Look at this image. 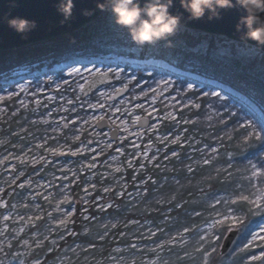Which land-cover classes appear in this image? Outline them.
Wrapping results in <instances>:
<instances>
[{"label":"rangeland","instance_id":"374dc122","mask_svg":"<svg viewBox=\"0 0 264 264\" xmlns=\"http://www.w3.org/2000/svg\"><path fill=\"white\" fill-rule=\"evenodd\" d=\"M223 43L229 44L220 42V44ZM235 44L237 43L235 42ZM237 52L240 56L249 58L255 55L258 49L244 44L237 46ZM111 58L115 59L111 60ZM128 62L130 68L124 67L121 58H117L115 55H76L56 64L51 70H46L47 67H44L32 72H22L15 80L12 79L17 82L15 90L10 88L11 81L6 83L4 91L0 93V97H4L0 100V124L3 116L6 115L8 103L11 101V104L16 97H18L17 104L20 105V108L35 109L36 117L47 121V123H53L54 126L66 124L70 114L75 112L76 105H79L81 108L87 109L88 113L80 120L76 117L72 120L79 122L81 127L91 128L96 139L93 144L81 143L76 147L66 144L53 146L47 136L31 132L28 134V144L25 148H19L20 150H15L13 147L8 148L3 142L0 144V202L4 205L0 207V261L3 264H26L31 257H35L34 262L45 261V264H153V262L156 264H203L205 252L211 253L209 264H215L218 261L223 264H247L252 255L264 251V240L258 238L251 245L254 250L250 249L251 246L248 247L249 253L243 257L248 248L244 251L241 249H244L245 244L252 239L250 232L258 237H264V231H262L264 216L251 229L244 225L241 227L239 224L241 210L233 207L236 202L248 201L255 208L264 206V199H260L264 196V179H258L259 175L254 177L252 169V165H255L258 173L263 172V167L259 162H256L255 158L264 162V151L258 157L255 155V157L247 158L244 166L242 165V171L244 168L252 175V180L244 172V174L239 173L244 180V186L240 185L241 180L237 184L232 182L227 185L228 189L225 194L221 193L214 198L205 199L206 205L212 204V207H216L215 212L206 222L200 221L196 226L175 228L164 234H162V224L156 230L150 224V229L146 225L143 230L136 231L134 234L124 231L121 236L127 235L128 237L115 238L116 244L106 257L98 255L90 259L95 254L90 251L87 254L90 257L89 261L81 253L82 249L79 244L60 249L61 241L71 235L70 233L74 230L72 224L77 210H81L83 217H88L87 220L84 219L85 231H89L94 225L93 233L97 238H100L113 228L112 224H115L114 221H101L92 216L103 214L105 210L109 209L105 208L101 211L100 206L109 203L112 204V207L118 206L121 200L132 201L133 198L144 192V184H141V181L136 177L145 170V165L152 163L158 157L153 154L151 147L153 143L143 141L146 134L155 136L157 143L162 145L164 150L177 144L172 142L176 137H180L178 143L186 144L189 143L191 136L194 137L191 133V136L189 135L187 126L193 129L192 132L195 134L200 131L203 125H210L211 128L212 126L218 127L220 123L217 120L221 118L218 114H236L238 109L241 111V106L240 116L245 124L254 128L252 134L255 132L258 138L264 137V113L245 96L228 94L217 89L216 86H209L210 84L206 86L192 80L182 88L176 85L175 77L177 75L174 68H163L157 64L162 62L155 58L143 61L133 59ZM74 69L80 71L76 73ZM137 69H149L148 75L152 74L155 69L159 73L150 80L140 79L139 85L132 89L131 85L138 78ZM58 71H62V77L55 76ZM101 72L110 73L114 79L113 82L103 85L93 90L89 96H85L78 85L83 84L85 87L86 80L89 81L94 75ZM69 73L73 74L69 75ZM116 73L119 75L117 76ZM179 77L182 78V76ZM36 78L38 80H35ZM164 82L167 84L165 85ZM126 86H130L129 91L121 98H115L114 95ZM198 87L204 89L199 93ZM194 90L197 92L196 95H193L195 94ZM189 91L193 94H188ZM211 92L220 95L219 97L205 95V93ZM9 94L14 95L9 99ZM198 96L206 100L208 111L212 116L197 118L192 123V119L186 117L185 105L197 103ZM21 101H23V105ZM4 102L7 107L3 104ZM215 109L225 112L218 113ZM169 112L176 115L175 120L163 119ZM214 112H216L215 115ZM246 113L252 117L247 116ZM137 116L141 119L149 117V125L146 128L132 129V126L137 123L135 122ZM101 118H107L113 127L119 130L120 135L116 140L112 139L110 129H98L97 123L102 120ZM184 121L189 122L185 123ZM167 126L171 129L174 128L173 132L165 131ZM164 137L167 139H162ZM251 138L252 136H250ZM211 140L214 142L213 138ZM125 141L129 143L128 152H125L120 146ZM114 144H117L116 150L119 148L121 152L115 151L112 156L107 157L106 152L110 148L108 145ZM195 144H197V140H195ZM51 149L56 150L55 154L50 151ZM202 150L213 154L210 146L203 147ZM73 152L77 154L73 155ZM145 153L147 156L144 155ZM191 158L193 159L189 162V166L192 169L194 164L204 165V160L209 161L206 165H211L210 158L206 157L201 150L199 156H190L186 160ZM128 161H131L133 167H128ZM89 165L94 166L89 167ZM141 165L144 167L141 168ZM117 167L121 168L120 172L115 171ZM224 168L225 175L229 177L232 174L231 163L225 164ZM130 171L135 172L133 181L129 176ZM146 176L149 177V175ZM97 178L98 182H96ZM76 183H81V198L73 200ZM21 184L24 187H20ZM92 185H95V188ZM106 187L111 188V191L105 193L103 189ZM235 187H237L236 190H234ZM85 189L88 190L87 193ZM178 190L177 188L174 192L176 193ZM121 191L125 194L116 195ZM173 196L174 194H172ZM44 197L49 199L46 200ZM65 197H67V201H65ZM241 197L248 199H241ZM217 200H220L221 203L217 204ZM57 206H59V210H57ZM260 211H264V209ZM65 212L74 213L70 218L72 223L68 224L66 229L58 227L55 223V221L64 218ZM49 213H51V218H49ZM229 213H231L230 216ZM5 216L9 219L5 220ZM38 216L42 218L36 220L35 218ZM225 216H228V219H225ZM29 217L33 218L34 223L29 222ZM213 220H221L223 221L221 224H229V228L219 243L217 229L221 224L209 229L208 225ZM105 225L108 226L107 229H105ZM232 228L241 229L240 234L231 250L218 259L212 250L215 247L218 248V251L220 250L225 235ZM185 229L188 231L185 232ZM151 233H155V235ZM169 240L172 243H168ZM26 241L27 243H25ZM258 242H262V246ZM89 246L93 245L89 244ZM89 246L85 247V244H82V248L86 250L90 248ZM44 249L46 251L42 252ZM99 253L101 252L99 251ZM54 254L55 256L49 259V256ZM236 258L241 261H236Z\"/></svg>","mask_w":264,"mask_h":264},{"label":"trees","instance_id":"16d2710c","mask_svg":"<svg viewBox=\"0 0 264 264\" xmlns=\"http://www.w3.org/2000/svg\"><path fill=\"white\" fill-rule=\"evenodd\" d=\"M73 39L75 42H73ZM169 39L171 40V46H168V43L164 40L158 41L153 45H136L132 41L128 30L115 23L109 9L98 20L76 32L23 48L0 51V93L4 91L3 89L6 86L5 83H1L2 81L16 78L22 72H32L43 67L51 68L76 55H115L117 57L139 60L155 58L167 62L182 72L215 80L228 86L236 94L243 95L254 102L264 113L263 52L258 51L249 58L242 57L237 52V46H243L242 44L230 43L231 41L227 38L203 34L181 26ZM220 42H228L229 44H220ZM123 65L126 68H130L128 63ZM148 71L149 69L136 70L138 78L131 85L132 89L139 85L140 79L146 78L150 80V78L159 73L155 69L152 74L148 75ZM55 76L62 77V71H58ZM179 76H182V78ZM179 76L175 77V81L176 85L182 88L187 86L191 80L196 81L184 74ZM35 80L38 79L36 78ZM196 82L200 83L199 81ZM16 83H11L10 88L12 90H15ZM199 87L198 91L200 93L204 88ZM193 92L195 94L191 91L188 94H197L196 90ZM198 97L199 101L197 103L201 105L200 108L189 106L185 109L186 117L191 118L192 123L197 118L212 116L208 111L206 100L201 96ZM17 100L18 97L14 98L11 104L10 101L8 107L5 103L6 101L3 103L7 107V111L0 124V144L3 142L8 148L13 147L15 150L25 148L29 140L28 134L31 132L47 136L48 141L53 146L66 144L76 147L81 143L93 144L96 139L91 128L81 127L79 122L72 120L74 117L80 120L88 113L87 109L81 108L79 105H76L75 112L70 114L66 123L67 127H65V124L54 126L53 123H45L34 115L35 109L32 110L31 107L28 109L20 108ZM227 101L230 102L229 100ZM240 108L242 111L241 106ZM215 111L218 113L225 112L219 109H215ZM241 111L238 109L235 112L236 114H218L221 117L217 120L220 126H212L211 128L210 125H203L197 134L192 132L193 129L187 126L189 135L191 133L194 136L192 138L190 135L189 143H177L165 150L162 145L157 143L155 136L146 134L143 141L145 143H153L151 146L153 154L158 157L152 163L145 165V170L141 171L136 177L139 181H147L143 186L144 192L140 196L133 198L132 201L121 200L118 206L105 210L103 214L93 213L94 215L92 216L98 218V220L114 221L117 225L116 228H111L103 236V239L97 238L93 233L94 225L89 231H85V220L82 212L77 210L74 223L72 224L74 228L72 233L75 234L66 236L61 241L60 249L79 244L82 249L81 253L89 261L90 257L87 254L90 251L95 253L90 259L98 255L106 257L116 244L115 238L124 239L128 237L127 235L121 236L124 231L133 232L134 234L136 231L143 230L146 225L150 229V224L156 230L162 224V234H164L171 232L175 228L196 226L200 221L206 222L215 212L216 207H212V204L206 205L205 199L214 198L221 193L225 194L228 189L226 188L227 185L232 184V182L237 184L241 180L240 185L244 186V180L239 173L244 172L252 180V175L244 168L242 171V165L244 166L247 158L255 157V155L258 157L264 151V137L260 136L258 138L252 134V129L254 128L244 123L242 116H240ZM216 112H214V115ZM246 115L252 117L247 113ZM191 125L193 127V124ZM173 130L174 128L171 129L167 126L165 131L173 132ZM250 136H252L251 139ZM210 137L213 138L214 142H212ZM195 140H197V144H195ZM116 145L114 144L107 149V157L115 153ZM120 146L125 152H128L129 143L125 141ZM209 146L211 151L213 149L216 150L213 151V154L202 150L203 147ZM200 150L206 157L210 158L211 165L194 164L193 171L189 172L187 169L189 162L193 158L186 159L190 156H199ZM173 151L178 153V158L171 155ZM255 159L263 167L264 172V162L259 158ZM227 163H231L230 171L232 174L229 177L225 175L224 166ZM263 172L256 177L264 179ZM134 174V171L129 173L132 181ZM146 175H149L151 180ZM234 178L235 181H233ZM98 181L99 179L97 178L96 182ZM81 183H76L73 200L81 198ZM177 188L179 190L175 193L174 191ZM241 190L242 188L240 187ZM172 194H174V199ZM177 204L180 207H176ZM233 207L241 210V213H239L241 216L239 223L241 227L244 225L251 229L264 216V211H260L264 209V206L255 208L249 201L236 202ZM130 221H137L138 223L133 224ZM228 228L229 224L224 223L217 229L219 235L218 243ZM258 243L262 246V242ZM82 244H85V247H88L89 244L93 246H89L90 248L86 250L82 248ZM214 249L215 252L212 251L213 254L220 259L222 256L219 255L218 248L215 247ZM250 249L254 250L252 246ZM45 251L44 249L42 252ZM248 253L249 248L246 254H243V257ZM255 255H260V253ZM54 256L55 254L49 256V259ZM34 258H29L26 264H34ZM236 261L241 260L236 258ZM40 264H45V261L40 262ZM215 264L223 263L218 261ZM247 264H249V261H247ZM253 264H261V262L256 261Z\"/></svg>","mask_w":264,"mask_h":264},{"label":"water","instance_id":"95a60500","mask_svg":"<svg viewBox=\"0 0 264 264\" xmlns=\"http://www.w3.org/2000/svg\"><path fill=\"white\" fill-rule=\"evenodd\" d=\"M14 2L16 6L12 7L13 0H0V50L17 49L70 34L96 21L105 12L96 8L97 0H74L75 7L72 18L62 23L64 18L56 9L58 0H14ZM84 9L92 10L93 15L84 16L82 14ZM169 11L173 15L181 16L180 26L207 34L225 36L230 40L252 45L264 52V47L257 46L255 41L241 40L240 36L242 33L236 31V25L240 17L246 15V11L243 8L221 9L219 19L209 20V14L206 12L203 18L190 20L188 19L189 13L180 6L179 0H174V7ZM6 16L8 18L21 16L29 20H35L37 27L26 34H19L8 27ZM121 60L122 62H128L125 58H121ZM91 80H95L96 83L91 88L88 87L87 83L85 84V96H89L93 90L103 85L112 83L113 77L110 73H107V78L104 79L97 74L89 81ZM216 87L223 89L220 85H216ZM129 89L130 86H126L118 91L114 97L121 98ZM224 90L227 89L224 88ZM149 123V118L143 117L132 126V129L146 128ZM98 128L109 129L112 128V125L107 118H104L98 122ZM111 137L116 140L119 137V130L116 128L112 129ZM238 234L239 229L236 228L228 232L220 249L221 255L229 251Z\"/></svg>","mask_w":264,"mask_h":264},{"label":"clouds","instance_id":"9594fccd","mask_svg":"<svg viewBox=\"0 0 264 264\" xmlns=\"http://www.w3.org/2000/svg\"><path fill=\"white\" fill-rule=\"evenodd\" d=\"M179 4L189 13L190 20L203 18L206 12L209 20L219 19L221 9L243 8L246 15L236 25V31L242 33L240 39L255 41L257 46L264 47V0H179ZM11 6H16L14 0ZM74 7V0H58L56 9L64 18L62 23L72 18ZM172 7L174 0H97L96 3L100 11L110 9L115 23L126 28L139 46L161 40L171 46L169 38L181 23L180 15L170 13ZM82 14L89 17L93 11L84 9ZM6 21L9 28L22 35L37 27L35 20L21 16H6Z\"/></svg>","mask_w":264,"mask_h":264},{"label":"snow or ice","instance_id":"6c2138e0","mask_svg":"<svg viewBox=\"0 0 264 264\" xmlns=\"http://www.w3.org/2000/svg\"><path fill=\"white\" fill-rule=\"evenodd\" d=\"M79 71H80L79 69H74V72H76V73H78ZM72 74H73V73H69V75H72ZM98 75H99L101 78H104V79L107 78V73H103V72H101V73H99ZM116 75L118 76L119 73H116ZM86 83H87L88 87L91 88V87L96 83V81H95V80H91V81L86 80ZM164 83H165V85L167 84V82H164ZM189 87L191 88V85H190ZM78 88L80 89L81 92H84V91H85V87H84L83 84H79V85H78ZM21 91H24V90L21 89ZM12 95H14V94H9L8 98L10 99ZM205 95H206V96L211 95V96L219 97L220 94H219V93H216V92H211V93H205ZM2 99H4V97H0V100H2ZM173 99H175V98H173ZM37 103H39V101H37ZM21 104L23 105V101H21ZM189 106L194 107V108H197V109L201 107V105H200L199 103H190V104H186V105H185V107H189ZM101 119H102V118H101ZM140 119H141V117L137 116V117L135 118V122L138 123V122L140 121ZM163 119H173V120H175V119H176V115H175L174 113H172V112H169V113L166 114L165 117H163ZM44 122L47 123V121H44ZM184 122H185V123H188L189 121H184ZM64 126L67 127V124H65ZM124 130L127 131V129H124ZM253 134L256 135V133H253ZM162 139L166 140L167 137H164V138H162ZM179 141H180V137H176V139H175L174 141H172V142H173V143H178ZM39 146L42 147L43 145H39ZM108 146L110 147V145H108ZM50 151H52L54 154H55V152H56L55 149H51ZM116 151H117V152H121V149L118 148ZM213 151H216V150L213 149ZM72 154H73V155H76L77 153H76V152H73ZM144 155L147 156V153H145ZM171 155H172L173 157H177V158H178V153L175 152V151H173V152L171 153ZM113 159H115V157H113ZM21 162H23V161H21ZM204 163H205V164H208L209 161H208V160H204ZM93 166H94V165H89V167H93ZM128 167H130V168L133 167L131 161H128ZM143 167H144V166L141 165V168H143ZM252 169H253V176H254V177L257 176V175H260V174H261V173H258V172L256 171V166H255V165H252ZM187 170H188L189 172H192V171H193V169L191 168V166H189ZM115 171H116V172H120V171H121V168L117 167V168L115 169ZM133 179H135V176L133 177ZM148 179L151 180V177H149ZM146 182H147V181H141V184H144V183H146ZM29 183H30V182H29ZM153 183H155V181H153ZM177 183H179V181H177ZM20 187H24V185L21 184ZM92 187L95 188V185H92ZM87 191H88V190L85 189V192H86V193H87ZM103 191H104L105 193L110 192V191H111V188H107V187H106V188L103 189ZM124 194H125V193H124L123 191H121V192H117V193H116V195H118V196H122V195H124ZM138 194H139V193H138ZM44 199L47 200V199H49V198H48V197H44ZM173 199H174V197H173ZM241 199H245V200H246V199H248V198H247V197H241ZM260 199H264V196L260 197ZM65 201H67V197H65ZM85 202H86V201H85ZM232 202L235 203V201H232ZM216 203L219 204V203H221V201H220V200H217ZM2 206H4V205H3L2 202H0V207H2ZM111 207H112V204L109 203V204H107V205H102V206H100V209H101V211H103L105 208H111ZM176 207H180V205L177 204ZM57 210H59V206H57ZM85 211H86V210H85ZM73 214H74V213H72V212H65V213H64V218L55 221L56 225H57L58 227H63V228L66 229V228H67V225L70 224V223H72V220H71L70 218H71V216H72ZM48 215H49V218H51V213H49ZM197 215H199V213H197ZM230 215H231V213H229V216H230ZM41 218H42V217H39V216H38V217H36L35 219H36V220H39V219H41ZM83 218L86 219V220L88 219L87 216H84ZM4 219L7 220V219H9V217L5 216ZM225 219H228V216H225ZM28 220H29L30 223H34V220H33L32 217H29ZM130 223L135 224V223H138V222H137V221H130ZM221 223H223V221H221V220H213V222H212L211 224H209L208 227H209V229H212V228L216 227V225L221 224ZM116 226H117L116 224H112V225H111V227H113V228H115ZM104 227H105V229H107L108 226L105 225ZM184 231L187 232L188 229H185ZM262 231H264V229H262ZM70 234L74 235L75 233H70ZM105 234H106V232H105ZM151 234H152V235H155V233H151ZM250 235H252V239H251L247 244H245L244 249H241V251H244L245 249H247L248 247H250V246H251V245H252V244H253L258 238L264 240V237H258V235H253L251 232H250ZM100 238L103 239V236H101ZM45 239H47V237H45ZM201 239H203V237H201ZM217 239H218V238H217ZM25 243H27V241H26ZM53 243H55V241H53ZM168 243H172V241L169 240ZM38 246H40L39 243H38ZM132 247H135V245H132ZM117 251H120V249H117ZM212 251L215 252V249L213 248ZM210 256H211V253H208V252H205V253H204L203 264H209V257H210ZM256 261H260L261 264H264V251H261L260 255H252V256L250 257L249 264H253V262H256ZM0 264H3V262L0 261ZM34 264H40V262L37 260V261L34 262ZM153 264H156V262H153Z\"/></svg>","mask_w":264,"mask_h":264}]
</instances>
